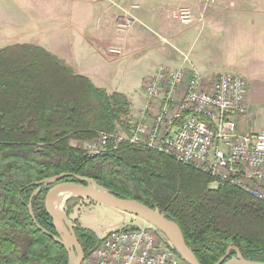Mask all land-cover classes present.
I'll use <instances>...</instances> for the list:
<instances>
[{"label":"trees","instance_id":"16d2710c","mask_svg":"<svg viewBox=\"0 0 264 264\" xmlns=\"http://www.w3.org/2000/svg\"><path fill=\"white\" fill-rule=\"evenodd\" d=\"M132 107L42 47L0 49V264H69L66 249L38 227L57 235L45 206L56 184L45 181L61 174L158 209L201 264H217L231 247L264 263V203L146 148L123 143L96 157L85 153L100 131L129 132ZM73 227L88 259L102 239L78 221ZM235 257L233 250L228 260Z\"/></svg>","mask_w":264,"mask_h":264},{"label":"built area","instance_id":"2783aa9c","mask_svg":"<svg viewBox=\"0 0 264 264\" xmlns=\"http://www.w3.org/2000/svg\"><path fill=\"white\" fill-rule=\"evenodd\" d=\"M218 0H200L205 7ZM180 25L205 23V15L184 7ZM133 19L119 23L131 27ZM120 56V49H110ZM182 54L178 68L161 66L144 80L145 104L129 132L100 131L83 148L90 157L112 144L128 143L159 152L207 174L216 186L230 185L264 203V131L241 133L238 123L248 111L250 86L238 74L205 79ZM88 264H187L156 226L131 224L113 230L86 260Z\"/></svg>","mask_w":264,"mask_h":264},{"label":"crops","instance_id":"0c3cea01","mask_svg":"<svg viewBox=\"0 0 264 264\" xmlns=\"http://www.w3.org/2000/svg\"><path fill=\"white\" fill-rule=\"evenodd\" d=\"M182 6L193 8L197 15L204 13L205 27L196 24L185 30L176 16ZM126 19L134 20L131 27L119 29L118 24ZM250 19L257 23V32L253 35L251 29L248 36L244 20L252 23ZM141 26L158 37L174 39L172 43L184 53L192 50L188 53L191 64L205 79L220 73L245 77L250 86L248 111L240 119L238 130L264 131V0H218L210 7L200 0H0V49L27 44L61 59L57 51L64 45L48 41L71 39L64 48L69 55L119 58L109 50H129L132 40L143 35ZM170 54L174 56L170 49L163 51L166 64L162 66L180 67L181 58L177 55L172 59ZM62 60L70 65L67 59ZM71 67L88 77L75 65ZM144 104L145 99L141 108Z\"/></svg>","mask_w":264,"mask_h":264},{"label":"rangeland","instance_id":"374dc122","mask_svg":"<svg viewBox=\"0 0 264 264\" xmlns=\"http://www.w3.org/2000/svg\"><path fill=\"white\" fill-rule=\"evenodd\" d=\"M163 1L165 3L169 2L170 0ZM184 7L185 6H182L178 9V11L176 12V16L178 15L179 10ZM250 22L254 24L246 22L244 20L245 28L249 30L248 36L251 35V29L253 35H255L257 32V23L251 19ZM205 25L206 23L200 24L198 26L204 28ZM149 26H151V28H155L154 25L150 24ZM182 27L185 30H188L192 26ZM140 32L143 33V35H137V37L132 40V44L129 50H122V54L119 58H110L106 56L103 57L99 55L90 56L85 54L69 55V50L64 48L68 47L69 43L72 42L71 39L69 41H58L59 39H56L55 41L48 42L49 44L54 43L58 46H60V44L64 45L61 48L62 50L58 49L57 51L61 53L60 56L67 59L68 63L71 66L73 64L76 67L80 68L83 74H87L88 77H90L92 80L90 78L89 79L97 87L100 86L112 93L117 92L126 96L133 103L132 116L135 122L137 118L136 113H138V111L140 110L141 103L145 99V91L143 88L144 80L159 66L166 64V59L163 55V51H167L168 49H170L171 52L174 53V56L170 54V58L175 59L178 55L181 58L182 62L183 59L181 53L185 52L178 47H175V44L172 43V41L175 43L174 39H171V41L170 39H166L168 37H164L163 35L162 37L164 38H162L161 35L158 37L157 35H155V33L150 32L149 29H145L143 27L140 28ZM52 52H55V48L52 49ZM187 52L192 53V50H189ZM189 55L190 59H192L191 54ZM58 58L60 57L58 56ZM117 129H120L121 132L124 130L119 127H117L115 130ZM213 185L216 186L214 183ZM62 197L59 200H63ZM68 212H71V215H69ZM62 213L70 218L73 226L74 223L78 221L82 227L93 231L100 239L106 237L107 234H109L113 230L128 227L131 224L137 225L139 227H147L149 225L156 226L146 218L136 216H132L131 218L129 214L123 213L115 208L94 202L87 198H71L67 201V203L64 204ZM83 264L88 263L87 261H85Z\"/></svg>","mask_w":264,"mask_h":264},{"label":"water","instance_id":"95a60500","mask_svg":"<svg viewBox=\"0 0 264 264\" xmlns=\"http://www.w3.org/2000/svg\"><path fill=\"white\" fill-rule=\"evenodd\" d=\"M74 177L82 183L62 182L58 183L61 179ZM58 183V184H57ZM53 186L46 197V210L49 216L52 218L54 226L57 231V235L51 234L44 228L38 225L39 229L52 238L57 243L61 244L67 251L69 256V264H83L86 261L85 252L80 245L74 227L68 216L60 214L55 206V199L60 195L69 194L65 199L64 204L68 200L74 197L87 198L94 202L115 208L123 213L143 217L152 222L162 232L166 239L177 251L182 260L187 264H201L192 249L188 246L183 232L180 227L173 221L169 220L158 209H153L141 202L131 199H122L113 195L109 190L98 185L96 181L91 179H85L80 176H74L72 174H61L45 181V186ZM93 186L97 188L94 189ZM104 192V193H103ZM236 251L237 257L230 260V252ZM217 264H264L263 262L249 261L243 258L239 250L235 247H231L225 257L221 259Z\"/></svg>","mask_w":264,"mask_h":264},{"label":"bare ground","instance_id":"6f19581e","mask_svg":"<svg viewBox=\"0 0 264 264\" xmlns=\"http://www.w3.org/2000/svg\"><path fill=\"white\" fill-rule=\"evenodd\" d=\"M94 189L97 190V188L95 186H93ZM104 193V192H103ZM69 194H65V195H60L58 198L55 199V203H54V206L56 208V210L60 213V214H63L62 213V210H63V206H64V201L65 199L68 197ZM63 198V200H59L60 198Z\"/></svg>","mask_w":264,"mask_h":264}]
</instances>
